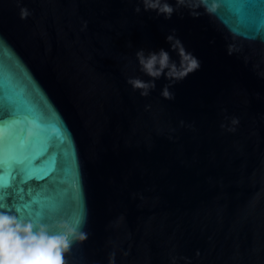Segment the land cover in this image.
Listing matches in <instances>:
<instances>
[{
    "label": "water",
    "instance_id": "obj_1",
    "mask_svg": "<svg viewBox=\"0 0 264 264\" xmlns=\"http://www.w3.org/2000/svg\"><path fill=\"white\" fill-rule=\"evenodd\" d=\"M165 3L0 0V102L49 145L0 203L82 216L67 264H264V0Z\"/></svg>",
    "mask_w": 264,
    "mask_h": 264
},
{
    "label": "clouds",
    "instance_id": "obj_2",
    "mask_svg": "<svg viewBox=\"0 0 264 264\" xmlns=\"http://www.w3.org/2000/svg\"><path fill=\"white\" fill-rule=\"evenodd\" d=\"M179 2L183 3V0ZM144 3L146 10H157L169 15L173 12V8L167 3L161 6V0H144ZM27 15V10L22 9V18ZM138 56L143 69L152 77H159L161 70L167 66V54L159 59L156 54L145 57L141 52ZM196 67L197 63L193 60L192 68ZM129 82L133 88L145 89L142 95L148 94V83L139 79ZM163 94L169 96L167 90ZM233 123L238 121L234 119ZM84 223L83 218L70 222L55 217L50 220L23 217L17 208L0 203V264H67L66 256L72 246L77 242L83 243L88 238L87 233L82 230ZM110 264H114V257Z\"/></svg>",
    "mask_w": 264,
    "mask_h": 264
},
{
    "label": "snow or ice",
    "instance_id": "obj_3",
    "mask_svg": "<svg viewBox=\"0 0 264 264\" xmlns=\"http://www.w3.org/2000/svg\"><path fill=\"white\" fill-rule=\"evenodd\" d=\"M221 4H230L234 8H244L254 11L256 5L254 0H220ZM7 118V119H5ZM19 121L16 119V106L11 104L4 98L0 102V132L8 131V135H0V189L12 187V178H23V183L35 179L34 172L40 164V157L47 153L49 145L41 138L34 143V138L38 136L36 128L27 129L25 131L18 127ZM67 141L69 147L63 151V159L61 165L68 163V157L72 156V163L76 166L74 153L71 151V142L67 137L60 138V144L63 145ZM57 158L52 157L48 161L49 174L55 172ZM5 169L8 170L7 178L4 176ZM22 191V190H21ZM4 200V196L0 195V201ZM38 203V202H37ZM5 204V203H3ZM22 211L21 207H16ZM56 212L55 207L51 208L50 214H45L43 210L37 213V220H50L52 214ZM82 218V216H81Z\"/></svg>",
    "mask_w": 264,
    "mask_h": 264
}]
</instances>
